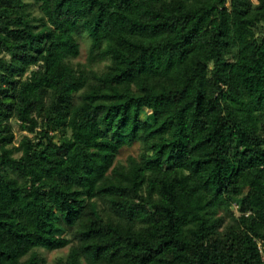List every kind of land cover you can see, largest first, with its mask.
Here are the masks:
<instances>
[{
	"label": "trees",
	"instance_id": "16d2710c",
	"mask_svg": "<svg viewBox=\"0 0 264 264\" xmlns=\"http://www.w3.org/2000/svg\"><path fill=\"white\" fill-rule=\"evenodd\" d=\"M67 247L264 264V0H0V264Z\"/></svg>",
	"mask_w": 264,
	"mask_h": 264
},
{
	"label": "rangeland",
	"instance_id": "374dc122",
	"mask_svg": "<svg viewBox=\"0 0 264 264\" xmlns=\"http://www.w3.org/2000/svg\"><path fill=\"white\" fill-rule=\"evenodd\" d=\"M36 11L38 10L37 7H35ZM80 44H81V55L75 59V61H81L85 62L88 55V49L90 46V39L87 35H85L83 38H80ZM102 67V65H99L98 68ZM143 118H146V115L143 114ZM27 133L26 131H23L17 124H15V136H16V142H19L23 136V134ZM143 152V146L140 143H136L133 146H127L124 147L120 154L118 155V162L126 163L128 159L131 156H140ZM233 211L237 216H240V212L238 210L237 206H233ZM69 248H64L57 251H45L42 250L43 255L48 260L47 264H56V261L61 256H66L68 254Z\"/></svg>",
	"mask_w": 264,
	"mask_h": 264
}]
</instances>
